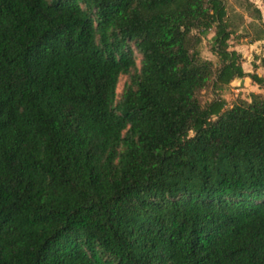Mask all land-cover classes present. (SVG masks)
Masks as SVG:
<instances>
[{
	"label": "trees",
	"instance_id": "1",
	"mask_svg": "<svg viewBox=\"0 0 264 264\" xmlns=\"http://www.w3.org/2000/svg\"><path fill=\"white\" fill-rule=\"evenodd\" d=\"M232 34L224 0H0V264H264Z\"/></svg>",
	"mask_w": 264,
	"mask_h": 264
},
{
	"label": "rangeland",
	"instance_id": "2",
	"mask_svg": "<svg viewBox=\"0 0 264 264\" xmlns=\"http://www.w3.org/2000/svg\"><path fill=\"white\" fill-rule=\"evenodd\" d=\"M228 10V21L233 34L230 40L231 50H236L241 56L242 65L247 73L257 72L264 77V0H224ZM259 9L260 16L256 11ZM215 28L203 37L200 46L202 56L220 65L218 56L213 52ZM140 64L141 56L137 55ZM257 65V67H255ZM128 76H122L119 93L122 92ZM252 93H262L264 86L252 81L248 76L235 79L222 91V96L228 102V108L241 101H251ZM211 90H203L200 97L204 103L212 98Z\"/></svg>",
	"mask_w": 264,
	"mask_h": 264
}]
</instances>
